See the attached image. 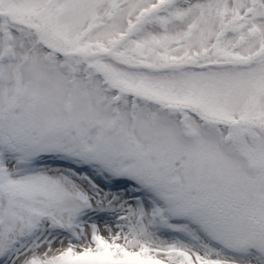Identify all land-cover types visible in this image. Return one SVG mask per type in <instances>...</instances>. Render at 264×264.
<instances>
[{"label": "snow or ice", "instance_id": "obj_1", "mask_svg": "<svg viewBox=\"0 0 264 264\" xmlns=\"http://www.w3.org/2000/svg\"><path fill=\"white\" fill-rule=\"evenodd\" d=\"M0 264H264V0H0Z\"/></svg>", "mask_w": 264, "mask_h": 264}]
</instances>
